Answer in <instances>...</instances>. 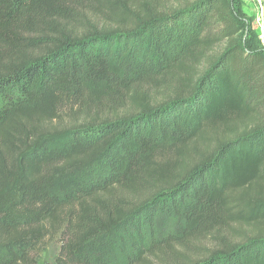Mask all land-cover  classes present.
Segmentation results:
<instances>
[{"label":"trees","instance_id":"1","mask_svg":"<svg viewBox=\"0 0 264 264\" xmlns=\"http://www.w3.org/2000/svg\"><path fill=\"white\" fill-rule=\"evenodd\" d=\"M158 1L0 0V264L47 240L57 264L179 263L207 237L195 264H264V44L239 0Z\"/></svg>","mask_w":264,"mask_h":264},{"label":"rangeland","instance_id":"2","mask_svg":"<svg viewBox=\"0 0 264 264\" xmlns=\"http://www.w3.org/2000/svg\"><path fill=\"white\" fill-rule=\"evenodd\" d=\"M159 2L163 6V0H159L158 3ZM84 3L85 2H83L82 5H84ZM239 4L242 6L243 11L251 19V27L253 28L254 33L260 40H262V43L264 44V32L261 33L259 25L257 24V21L260 22L264 31V0H239ZM176 6V2L169 1L167 2L166 7L173 8ZM78 12L83 14V17L86 20H89V22L98 24L97 26H99L100 28L104 25L103 16L92 12L90 7L81 6ZM62 109L61 120L57 123L52 124V128L58 129V132L61 134L66 132L73 126V121L69 117V108L63 107ZM65 136H67L66 133H64V135L62 136H58L56 138V141L64 140L66 138ZM183 230V223H181L179 219L159 217L157 220L156 235L154 239L157 241H161L162 239L165 240L167 238L171 239L172 237H181V235L183 234ZM219 235L223 236L226 240L229 239L231 241L237 242L236 239H233L234 237L231 238L230 234L225 231H221ZM218 244V241L214 237H207L205 239L195 241L193 240V246L191 249L183 250L182 248H177V250L181 253L179 263L176 261V263L169 262V264H182V262L184 264H195L196 262L201 261L202 258L211 254L217 248ZM59 248L60 247L56 242H50L49 240H47L46 248L38 253L36 263L57 264Z\"/></svg>","mask_w":264,"mask_h":264},{"label":"bare ground","instance_id":"3","mask_svg":"<svg viewBox=\"0 0 264 264\" xmlns=\"http://www.w3.org/2000/svg\"><path fill=\"white\" fill-rule=\"evenodd\" d=\"M257 24L259 25V28L261 30V33H263V27L261 26L260 22L257 21Z\"/></svg>","mask_w":264,"mask_h":264},{"label":"built area","instance_id":"4","mask_svg":"<svg viewBox=\"0 0 264 264\" xmlns=\"http://www.w3.org/2000/svg\"><path fill=\"white\" fill-rule=\"evenodd\" d=\"M263 24H264V20H263ZM264 32V31H263Z\"/></svg>","mask_w":264,"mask_h":264}]
</instances>
